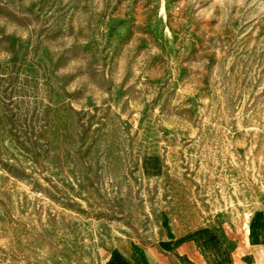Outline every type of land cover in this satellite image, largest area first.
<instances>
[{
  "label": "rangeland",
  "instance_id": "obj_1",
  "mask_svg": "<svg viewBox=\"0 0 264 264\" xmlns=\"http://www.w3.org/2000/svg\"><path fill=\"white\" fill-rule=\"evenodd\" d=\"M263 221L264 0H0V264Z\"/></svg>",
  "mask_w": 264,
  "mask_h": 264
},
{
  "label": "crops",
  "instance_id": "obj_2",
  "mask_svg": "<svg viewBox=\"0 0 264 264\" xmlns=\"http://www.w3.org/2000/svg\"><path fill=\"white\" fill-rule=\"evenodd\" d=\"M162 264H264V221L253 232L225 225L181 239Z\"/></svg>",
  "mask_w": 264,
  "mask_h": 264
}]
</instances>
